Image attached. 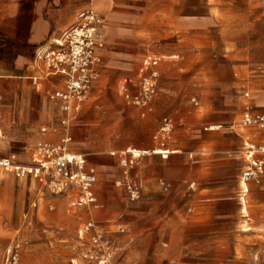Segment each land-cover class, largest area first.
Returning a JSON list of instances; mask_svg holds the SVG:
<instances>
[{"label":"crops","instance_id":"1","mask_svg":"<svg viewBox=\"0 0 264 264\" xmlns=\"http://www.w3.org/2000/svg\"><path fill=\"white\" fill-rule=\"evenodd\" d=\"M139 1L0 0V155L9 156L6 159L16 165L34 166L38 156V146L43 143L56 144L65 135V129L59 123L62 116L59 104L49 99L50 94L64 89L65 79L61 76H48V70L39 58L38 52L49 49L54 43L59 42L65 33L78 26L83 13L93 12L104 22V47L97 50L100 60L110 63L119 61L123 71L134 68V63L131 62L135 59L134 56L115 53L114 57L106 54L104 48H111L121 41H126L127 38H133L135 41L143 38L141 31L138 30L143 13ZM178 5V1L173 0L166 17L170 35L193 33L195 30L209 32L214 26H218L222 28L221 34L224 37L231 33L232 28L235 35H237V28H241L248 30L255 37L258 35L264 37V0H249L244 10L247 14L243 19L241 17V24L237 21V25L233 26L229 22L218 23L219 21L211 14L209 0H206V16L199 18L178 17ZM106 23L107 31H105ZM127 27L133 30L129 31ZM102 62L97 68L101 79L106 66V62ZM160 62L158 58H148L145 62V70L161 74L159 72ZM233 72L237 78L236 64L233 65ZM226 93L229 95L227 101L213 106V109L208 106L209 111L216 114L214 121L210 122L209 116H203L207 123L193 121L186 125L185 132L189 136V143L180 144L172 151L166 150L169 156L164 157L165 159L156 154V151L160 149H154L157 147L155 142L158 141V135L153 138L154 142H148L147 148L151 149L128 148L121 152H111L109 155L108 151L100 152L92 141V131L76 125L78 122L86 123L88 120L83 113L92 97L90 96L77 114V120L71 128L73 141L69 149L74 154L84 156H86L85 150L90 152L98 177L91 191L92 195L95 198L98 195L100 201L103 197L101 195H105L110 199L111 205L102 216L103 219L100 220L92 215L91 210L103 211L106 208L103 201L100 207L96 205L98 201L96 198L95 205L72 208L71 203L78 200L79 195L73 193L61 196L67 203L71 217L76 218V222L77 219L82 220L81 229L86 223L94 222L96 230L111 242L113 247H116L127 263L136 261L138 255L132 246V233L130 235L119 233L121 224L118 220L123 212L122 207L130 208V206L125 204L123 193L112 188L110 182L117 175L116 169L112 168L117 167L113 164L115 158H118L119 162L121 154L127 150L150 151L153 154L142 157L135 165L140 167L138 170L139 184L145 193L153 196L159 191V181L167 182L170 207V218L157 217L153 222L154 232L159 241L155 248L154 264H176L178 261L180 264H237V250H244L245 246L238 245L239 248H237V227L228 231L224 228L229 219H237L235 167H237V162H243L246 164V171L250 167V162L246 157L244 161L241 153L237 154V131L231 125L235 121V116L232 115V104L237 105V98L231 91ZM249 93L258 96L264 93V87L254 82L250 86ZM222 94L225 95V92ZM254 99L247 98V101L256 108L264 109V104H257ZM153 108L149 112H152ZM139 109L143 110L142 115L145 116L148 109ZM201 125L209 127L220 125V128L214 126L212 129L200 130ZM225 135H233L234 142L229 144L221 142L220 139ZM240 136L244 144L264 142V131L257 127L242 131ZM85 145H89L91 149L89 150ZM13 149L17 150L15 154L12 152ZM86 159L87 167H89L87 156ZM230 166L234 167L232 176L226 175ZM166 170L171 171L168 178ZM223 171L225 174H221ZM33 178L44 183L42 179L35 176ZM231 179H233L232 182ZM253 184L257 185V192L262 194V197H259L255 203L254 218L248 214L249 202L246 201ZM246 186L243 193L245 211L242 210L241 213L245 214V218H249L247 224L251 225V228L244 232L250 233L254 237L253 240L257 241L264 237L262 234L264 232V170L259 182L252 181ZM152 199L148 202L151 208L156 205L155 196ZM151 214L155 213L151 212ZM167 218L169 219L168 224L164 223ZM63 225L65 228L74 227L69 220H65ZM2 229L5 232L3 237H5L9 231L5 227ZM192 235L194 237H191ZM78 236L80 243H84L89 238L83 235L81 230ZM166 236L168 243L164 245L162 243ZM262 247L264 245L251 248L249 255L253 250ZM166 249L171 250L174 257H167L164 254Z\"/></svg>","mask_w":264,"mask_h":264},{"label":"rangeland","instance_id":"2","mask_svg":"<svg viewBox=\"0 0 264 264\" xmlns=\"http://www.w3.org/2000/svg\"><path fill=\"white\" fill-rule=\"evenodd\" d=\"M172 1H139L143 13L138 30L141 31L143 38L138 41L127 38L126 41H121L111 48H104L106 54L111 56L115 53L134 56L135 59L131 60L134 68L123 71L119 61L110 63L103 60L104 63L106 62L104 75L94 84L90 93L92 97L83 113L88 120L86 123L78 122L76 125L92 131L93 143L100 149V152L108 151L109 155L111 152H121L128 148L151 149L147 148L148 142H154L153 138L158 135L163 121L169 119L174 123L173 132L164 148H161L160 143L156 141L157 147L154 149L172 151L180 144L189 143V136L185 132L186 125L193 121L207 123L203 116H209L210 122L214 121L216 114L209 111L208 106L213 109V106L227 101L229 95L226 92L231 91L237 98V105L232 104V115L235 116V121L231 125L237 131V154L241 153L245 161L244 140L240 135L242 131L254 129V127L243 126L244 114L246 112L253 115L264 114V109L256 108L247 101V98L256 97L254 100L257 104H264V93L258 96L249 93L250 86L254 82L264 87V37L260 35L255 37L248 30L241 28H237V35L232 28L231 33L224 37L221 34L222 28L218 26H214L209 32L195 30L193 33L170 35L166 17ZM177 1L179 3L178 17L206 16V0ZM209 1L211 14L219 21V24L229 22L233 26L237 25V21L241 24V17L243 19L247 14L244 10L249 0ZM105 29L107 31V23ZM127 29L133 30L131 27ZM175 56L178 58H174ZM148 58L161 60L159 65L161 80L158 96L154 98L150 106L154 108L152 112H149L151 108L147 107L148 111L143 116V110L129 103L125 96L127 93L137 95L142 80L150 74L145 70V62ZM234 64L237 65V78L233 72ZM98 81L100 82L94 89ZM236 82L237 89L235 90ZM222 92H225V95ZM214 126L220 128V125H211V127L201 125L200 130L212 129ZM220 141L229 144L234 142V138L233 135H225ZM85 147L91 149L89 145ZM16 151L13 149L12 152L15 154ZM84 154L88 157V170H94L90 152L85 150ZM8 157L0 155V159ZM113 164L117 166L112 167L116 169L117 175L111 180L110 185L123 193L125 204L130 206V208L127 207L128 209L126 206L122 207L123 212L118 220L121 224L119 233L122 235L132 233V246L137 251L138 257L136 261L127 263L116 247L108 241L112 246L110 249L111 263L154 264L155 248L159 241L154 232L153 222L157 217L170 218L169 185L167 182L159 181V191L150 196L139 184L138 170L140 167L134 166L131 170V179L140 189L141 197L133 202L124 188L118 186V182L122 179L118 158L114 159ZM245 165L243 162H237V167H235L237 219H229L224 229L228 231L237 227V248H239L238 245L245 246L244 250H237V264H254L249 250L264 245V237L254 241L250 233L244 232L251 228V225L247 224L249 218H245V214L241 213L242 210L245 211L243 193L246 187L243 186L242 181ZM233 169L234 167L230 166L226 175L232 176ZM2 171L0 170V264H4L6 252L14 243H19L22 247L20 264H98L95 260H89L92 259L91 256H95L90 253V239L87 238L84 243L79 241L78 232L81 230L82 220L77 219L76 222V218L71 217L63 198L53 196L45 183L35 180L33 185L31 179L33 176H29L28 180L27 178L17 179L12 171ZM170 173L171 171L166 170L167 178ZM256 188L257 185L253 184L246 198L249 202L248 214L252 218H254L255 203L259 197H262ZM101 196H103L101 201L106 208L103 211L91 210L92 215L100 220L103 219L102 216L111 205L108 197L103 194ZM154 196L156 205L151 208L148 202L153 200ZM96 198L98 199L96 205L102 206L98 195ZM55 199L58 201H54ZM65 220L71 221L74 227H63ZM164 223L168 224L169 219L167 218ZM1 226L9 231L5 237H3L5 232ZM262 234L264 235V232ZM166 243H168L167 236L162 244ZM164 254L169 258L174 257L169 249H166ZM178 262L176 264H180Z\"/></svg>","mask_w":264,"mask_h":264},{"label":"built area","instance_id":"3","mask_svg":"<svg viewBox=\"0 0 264 264\" xmlns=\"http://www.w3.org/2000/svg\"><path fill=\"white\" fill-rule=\"evenodd\" d=\"M102 26L103 20L99 16L93 12H85L81 15L78 26L65 33L61 40L49 49L38 52L39 58L48 70V76H61L65 79L64 89L49 95L52 102L59 104L62 114L59 123L65 129V135L60 142L40 144L36 163L29 168L16 165L7 159H0V169L10 170L20 179L35 176L44 180L53 196L78 194L80 198L71 203L72 208L92 206L97 201L91 192L97 181L94 170H88L86 156L72 153L69 147L73 141L72 125L99 79L97 68L101 60L97 50L102 47L97 37ZM159 81L160 74L156 71L151 72L142 80L137 95L127 93L126 100L138 108L149 107L158 93ZM242 124L247 128L257 127L264 131V115H252L246 112ZM173 129L172 121L165 119L158 134L161 148L166 146ZM151 154L153 152L138 150H127L121 154L119 165L122 179L118 182V186L124 188L133 202L138 201L141 195L139 188L131 179V170L139 159ZM244 155L250 162V167L243 173L242 181L245 184L252 181L259 182L264 170V142L261 144L246 142ZM81 233L89 237L90 253L95 254L89 256L92 258L89 260H95L98 264H112L110 252L112 246L96 230V224L86 223ZM21 251L22 247L19 243L12 244L6 252L4 264H20ZM251 257L255 264H264V247L253 250Z\"/></svg>","mask_w":264,"mask_h":264},{"label":"bare ground","instance_id":"4","mask_svg":"<svg viewBox=\"0 0 264 264\" xmlns=\"http://www.w3.org/2000/svg\"><path fill=\"white\" fill-rule=\"evenodd\" d=\"M104 23V22H103ZM97 41L99 42V44H100V46L102 47V49H103V47H104V29H103V26H102V28H101V31H100V34H99V36L97 37ZM168 151H166V150H164V149H160V150H157L156 151V154L157 155H161V156H163V157H168V153H167ZM165 159V158H164ZM25 168H29V167H25ZM8 171H10V170H8ZM94 172H95V175H96V177H97V173H96V171L94 170ZM27 177H25V178H23V179H26ZM97 180H98V177H97ZM21 183V182H20ZM32 183L34 184L35 183V180H34V178H33V180H32ZM20 185V184H19ZM243 186L244 187H246L247 188V186H246V184L245 183H243ZM247 191V190H246ZM98 207V206H97Z\"/></svg>","mask_w":264,"mask_h":264}]
</instances>
